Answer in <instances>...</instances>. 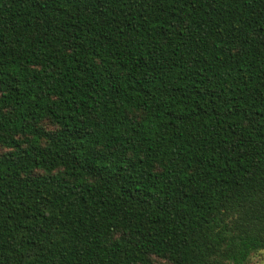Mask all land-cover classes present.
<instances>
[{
    "label": "trees",
    "instance_id": "1",
    "mask_svg": "<svg viewBox=\"0 0 264 264\" xmlns=\"http://www.w3.org/2000/svg\"><path fill=\"white\" fill-rule=\"evenodd\" d=\"M0 148V264H246L264 0H0Z\"/></svg>",
    "mask_w": 264,
    "mask_h": 264
},
{
    "label": "rangeland",
    "instance_id": "2",
    "mask_svg": "<svg viewBox=\"0 0 264 264\" xmlns=\"http://www.w3.org/2000/svg\"><path fill=\"white\" fill-rule=\"evenodd\" d=\"M1 152L2 149L0 148ZM246 264H264V251L252 254Z\"/></svg>",
    "mask_w": 264,
    "mask_h": 264
}]
</instances>
